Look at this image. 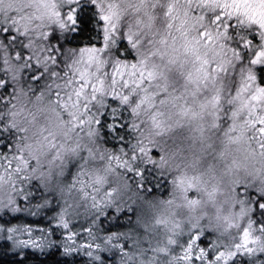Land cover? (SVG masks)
<instances>
[{"label": "snow or ice", "instance_id": "obj_1", "mask_svg": "<svg viewBox=\"0 0 264 264\" xmlns=\"http://www.w3.org/2000/svg\"><path fill=\"white\" fill-rule=\"evenodd\" d=\"M77 255L264 264V0H0V261Z\"/></svg>", "mask_w": 264, "mask_h": 264}, {"label": "trees", "instance_id": "obj_2", "mask_svg": "<svg viewBox=\"0 0 264 264\" xmlns=\"http://www.w3.org/2000/svg\"><path fill=\"white\" fill-rule=\"evenodd\" d=\"M108 143L109 146H115L117 142L113 140L111 137L108 138ZM155 173H150L148 174V179H147V185H150L152 190L149 192L147 191V188L142 195L145 200H151L152 206H146L144 205L143 201L139 199L136 195L133 194V192L128 193V197H131V199H127L128 203H131L132 200H136V204H133V211L130 213H126V216H131V220H128L126 216L121 217L119 220H113L108 223H110L113 228H121V229H126V228H132L135 229L136 231L143 233L144 229L141 227V220L147 216L151 217L152 215L162 212L164 206L160 204L159 200L162 197H166L168 195V192L170 190L169 186L167 185L166 181H162L159 178L153 179V176ZM159 185V186H157ZM143 214V215H142ZM24 217L26 219L32 220L36 219L39 220L40 222H45L44 217H38V218H32L28 216L27 213L24 214ZM108 223H106V227L108 226ZM41 259H44L45 257H40ZM9 257L5 256L3 257V260H8ZM57 259L64 260V257H57ZM109 259H112V257H109ZM67 260L70 262V264H85L87 261L86 257H83L82 255H77L76 257H68ZM0 264H2V261H0ZM34 264V262H33Z\"/></svg>", "mask_w": 264, "mask_h": 264}]
</instances>
